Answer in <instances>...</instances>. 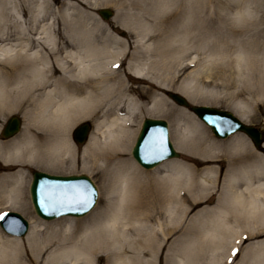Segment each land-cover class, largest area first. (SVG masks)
I'll return each mask as SVG.
<instances>
[{"label": "bare ground", "instance_id": "1", "mask_svg": "<svg viewBox=\"0 0 264 264\" xmlns=\"http://www.w3.org/2000/svg\"><path fill=\"white\" fill-rule=\"evenodd\" d=\"M68 1L55 10L47 0H0V117L11 111L24 117L22 133L0 144L1 169H7L0 172V207L30 213L23 196L25 171L10 168L42 156L48 159L43 165L57 167L61 156H72L68 130L82 117L100 119L94 125L96 135L83 148L82 169L101 175L104 204L76 224L70 218L47 223L44 251L33 252L32 242L37 240L31 223L27 235L31 256L22 253L20 237L0 232V264H94L99 250L113 254L109 264H152L145 256L155 250L153 237H167L171 231L165 221L153 227L152 213L165 212L166 207L172 222L192 201L207 202L217 170L199 165L215 158L225 163L217 202L191 215L183 231L191 238L187 247L194 248L195 240L201 239L210 241L214 250L229 253L244 242V236L255 237L264 230V154L236 135L243 132L215 140L192 115L176 113L180 120L173 133L174 148L199 161L168 158L143 173L127 156L142 112L172 113L165 112L164 102L156 96L142 108L141 98L147 94L144 80L163 86L156 79L154 60L142 55L198 45L218 47L226 60L223 72L229 74L224 82L247 81L253 93H264V79L259 76L264 60L263 0H128L120 4L127 10L118 14V24L133 36L122 42L108 35L116 40L117 49L96 41L89 34L92 30L82 26V8L91 2ZM133 7L137 13L130 10ZM13 8L21 15L16 16ZM125 46L132 50L124 52L120 47ZM129 78L141 85L134 86ZM145 216L148 220L137 223ZM134 231L144 238L137 246L140 254L131 259L123 256L122 246ZM252 241L242 261L245 256L248 264H264V239ZM182 254L176 250L174 256ZM188 261L179 257L172 264Z\"/></svg>", "mask_w": 264, "mask_h": 264}, {"label": "rangeland", "instance_id": "2", "mask_svg": "<svg viewBox=\"0 0 264 264\" xmlns=\"http://www.w3.org/2000/svg\"><path fill=\"white\" fill-rule=\"evenodd\" d=\"M16 3H18V0H14ZM48 3L51 4L52 9H58V7L63 8L62 4H66L69 2L68 0H47ZM91 2V5H86L84 8H82L83 13L81 17L82 26L87 29H91L92 32L89 33L93 39L96 41H107L111 46L114 47V49H117L119 46L116 44V40L110 39L107 36L111 35L114 38H118L122 40V42L131 41L133 33L129 32L126 28H122L118 24V14L123 12V10H127L126 6H122L120 4H124L125 2H128V0H88ZM96 2V3H95ZM119 2V6L117 3ZM264 2V0H263ZM101 8H108L113 11L114 15L107 21L103 20L97 13V11ZM130 10L133 13H137V8H130ZM13 11L15 15H21L18 8H13ZM262 17L264 20V5L262 10ZM50 22V21H49ZM47 26V25H46ZM151 41H147L146 44L150 43ZM124 49V52L127 50H132L131 48L125 46L120 47ZM220 49L218 47H210L206 45H198L196 47L190 48V49H169L167 53L162 50L160 53H152L146 55H142L146 60H154L156 66L155 68L159 72V76L156 77L157 80H161V83H163V86L156 85L152 83L151 81L144 80V83L142 86L145 90H147V94L141 98V102L143 104L142 108L144 109L146 104L150 101L152 96H156L160 98L164 103L163 107L165 109V112L167 110H171L172 113L168 115H160V114H144L142 112L141 117H139L140 124L136 126L137 130L135 132V135L132 139V142L130 144L129 150H128V158L139 168L143 173L149 172V169H144L140 167L135 160L131 156L130 149L136 139L137 133L140 129L141 122L144 118H157V119H163L167 122L168 129H169V135L172 145L174 144L173 140V133L179 127L178 122L179 118H176L175 114L179 113V116L184 117L183 115H192L196 120H198L204 128H206L208 134L215 140H221L217 137H215L210 128L207 127L204 123H202L197 116L186 107L178 106L174 101H172L167 95L166 90L177 92L184 96L190 105H208L211 107L218 108L220 110H226L234 114L236 117H238L242 122L252 125L257 128H261L264 131V93L263 92H255L251 90V85H249V82H241L236 81L234 84L229 82V85H227L224 81L229 79V74L226 75L223 71V69L226 68L225 65V58H223ZM235 51L232 52V54ZM149 58V59H148ZM127 61V59H126ZM245 63V62H244ZM242 64V63H241ZM125 66V63L123 64ZM242 69V67H241ZM247 70H245L246 72ZM262 79H264V60L261 61V71L259 74ZM123 77V75H122ZM125 78V77H124ZM125 81L128 80L127 78L124 79ZM128 82V81H127ZM129 82H133L134 86H140L141 84L131 80L129 78ZM225 83V86L223 87V84ZM193 98V99H191ZM11 116H17L21 120V126L20 131L11 138L4 139L1 137L0 134V144L3 142H8V140H12L13 138L17 137L20 133L23 131L24 127V117L21 113L16 111H11L6 113L4 116L0 117V133L1 129L5 123V121L11 117ZM244 118L245 120L241 119ZM99 118L93 119L90 117H82L75 121L68 130V137L70 142L73 145V154L72 156H61V159L59 162H62L57 167L51 168L46 164L47 160L46 158L38 157L32 159L31 163H24L22 162H16L12 165L10 170L15 169L17 167H21L25 171V183L26 188L24 189V200L26 205L28 206V209L30 213L17 209V208H7V207H0V213L2 211L11 210L16 211L20 213L26 220H28L29 224H34V231L36 233V240L35 242H32L33 246V252L38 251H44L45 250V241L44 236L46 237L49 235L48 228L46 231V224L51 223L57 219H63V218H70L73 220V223L76 224L74 221H79L86 216L90 215L92 212H94L96 209L103 207L104 204V198L105 194H102V177L99 173H97L96 170L94 171H87L82 169L83 161H82V152L83 148L86 146L88 140L83 145L76 144L72 139V130L83 122H90L92 125V130L89 133V137L95 136L97 131L94 129V125L99 122ZM36 131L39 133L41 132L40 129H36ZM236 135L243 136V138L246 139L247 143L250 145V148L252 150H256V152L263 153L264 154V148L260 147L259 149L255 148L252 141L249 139L248 136H246L243 133H239ZM232 136V135H231ZM89 138V139H90ZM229 138V137H228ZM264 144V141L262 145ZM179 156L177 158H174L175 161H188V162H196L199 161L200 158L193 154H187L188 152L184 150H179ZM72 160V164L69 163V160ZM219 158L215 159H208L204 164L199 165V167L202 166H215L217 170V174L214 181L216 180V185L213 186L211 184L210 190L208 191V195H210V199L205 202L203 199H197L192 201L189 206L185 207L187 209H179V212L176 217V221L174 219L172 222H170V216H166V207H164L165 212L162 210V213L153 212V216L151 217V225L153 227H157V221H165L164 224L169 225L168 227L171 229V231L167 234V237H163L162 235H159L158 237H153L154 239L157 238V240L153 241L154 252L147 254L145 258L152 259V264H172L175 260L179 259V257L184 258L186 260H189V264H217L216 260L219 258L218 264H223V260H226L227 257L224 255V252H219L217 250H214V246H212V243L210 241L205 240H195L194 248L187 247L188 241L187 239H191L188 236V232H184L185 227L189 223V218L194 213L202 210L204 207H212L216 205L217 202V189L221 188L222 180L224 178V171L225 168L223 165L225 164L223 161L218 160ZM206 160V159H205ZM57 162V164L59 163ZM3 163L0 161V172H4L7 169H1V165ZM220 166V167H219ZM222 166V167H221ZM35 170L44 171L51 174H59V175H68V174H86L89 176L93 182L95 183L97 189H98V200L95 208L86 216L80 217V218H74V217H61L57 218L55 220L51 221H43L37 217L35 214L29 197L28 187L31 180L32 172ZM219 185V188H218ZM150 215V214H149ZM141 216V215H140ZM172 216V215H171ZM141 220L137 221V223L144 222L148 220V217L145 216L144 219L141 217H138ZM132 220V219H131ZM177 221L179 223L177 224ZM72 223V224H73ZM132 224L134 225L133 221ZM157 224V226H156ZM78 227V224L77 226ZM122 226H119V229H121ZM158 228V227H157ZM194 230L195 227H193ZM31 231V229L29 230ZM0 232L4 234V232L0 229ZM182 232V233H181ZM29 233V232H28ZM28 233L26 235H28ZM132 233V232H128ZM135 231L132 234H129L130 240L125 242L122 246L123 249H125V252L123 256L126 258L131 257H137L140 253V250L137 246H139L141 243V239L144 237H140L139 234H136ZM194 234V233H193ZM6 235V234H5ZM255 237H248L247 239H244L241 243L238 244L236 247V256L239 254L243 255V252L246 250V253L249 251L248 249H251L250 246L253 244L252 240H262L264 239V230L260 231L258 234L254 235ZM20 246L22 249V253L24 255H32L30 250V245H28L27 242V236L20 237ZM196 239V238H195ZM139 243V244H138ZM138 244V245H137ZM250 245V246H248ZM136 246V247H135ZM248 246V249L246 248ZM135 247L137 252L133 251ZM195 249V250H194ZM198 249V250H197ZM176 250H181L184 254L180 256H174V253ZM49 251V249L47 250ZM222 253V254H221ZM155 255V256H154ZM189 255V257H187ZM222 255V256H221ZM152 256H154L152 258ZM219 256V257H218ZM245 260L242 261L240 257V263L239 264H248L249 260L247 257H243ZM111 259H114L113 254H111L109 251H96L95 252V262L94 264H109ZM137 259L134 260L136 262ZM213 261V263L211 262ZM237 261V262H238Z\"/></svg>", "mask_w": 264, "mask_h": 264}, {"label": "water", "instance_id": "3", "mask_svg": "<svg viewBox=\"0 0 264 264\" xmlns=\"http://www.w3.org/2000/svg\"><path fill=\"white\" fill-rule=\"evenodd\" d=\"M98 13L103 19H108L112 15V12L109 9H101ZM168 96L171 97L178 105L188 106L184 97L172 92H168ZM190 108L199 116L200 119L208 123L213 132L220 137H225L226 134L235 130H241L253 140L256 147H258L261 143L260 132L258 130L242 124L230 113L217 111L206 106H192ZM209 121H211V123ZM19 125L20 120L16 116L10 117L1 131V135L5 138L13 136L18 131ZM88 131V123L80 124L73 131L74 140L77 143H83L87 138ZM150 133L154 134L158 141L163 142V151L156 155H146L143 150L144 141L148 138ZM132 155L134 159L146 169L155 166L163 159L176 157L178 154L174 151L171 143L169 142L166 123L162 120L145 119L136 143L132 149ZM57 184L87 186L94 193L91 197L90 206L82 208L78 205L62 206L59 204L53 205L51 203H42V188L44 186ZM29 191L31 202L36 214L46 220L65 215L82 216L94 207L98 197V191L95 185L86 175L58 176L50 175L44 172H34ZM0 225L5 232L16 236H23L28 229L27 221L21 215L14 212L4 213V218L0 219Z\"/></svg>", "mask_w": 264, "mask_h": 264}, {"label": "snow or ice", "instance_id": "4", "mask_svg": "<svg viewBox=\"0 0 264 264\" xmlns=\"http://www.w3.org/2000/svg\"><path fill=\"white\" fill-rule=\"evenodd\" d=\"M211 123V121H209ZM143 150L146 155H156L163 151V142L158 141L154 134L150 133L145 139ZM94 193L87 186L82 185H51L44 186L41 191L42 203H51L53 205H78L87 207L91 204V197ZM4 218V214H0V219ZM236 249H233V255Z\"/></svg>", "mask_w": 264, "mask_h": 264}]
</instances>
